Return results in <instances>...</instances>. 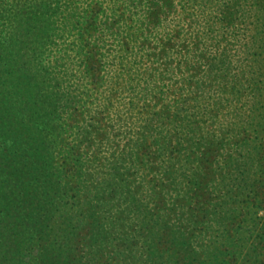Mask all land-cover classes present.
<instances>
[{
    "label": "rangeland",
    "instance_id": "1",
    "mask_svg": "<svg viewBox=\"0 0 264 264\" xmlns=\"http://www.w3.org/2000/svg\"><path fill=\"white\" fill-rule=\"evenodd\" d=\"M134 1L78 0L77 5L84 10L102 7L111 18L125 15L123 26L133 36L128 49L117 36L112 38L104 31L105 23L99 24L97 39L101 52L94 81V74L91 71L88 74L80 65L84 54L82 57L68 47L75 36L64 33L56 37L54 43L57 40L62 50L54 53L45 36L29 29L33 24H40V15L52 12L56 0H0V84L10 87L13 83L11 91L15 92V105L26 116H33L39 124L40 115L47 119L45 131L50 149L56 164L63 169V190L55 193L58 207L52 225L46 231L40 228V205L29 204L23 187H17L20 179L13 184L15 205L7 208V213H0V264H42L44 257L41 254L47 248L56 253L67 248L73 260L79 258L77 246L89 224H80L82 214L87 212L84 206L79 208L81 201L92 198L94 188L101 193L105 187L107 192L99 208L103 207L101 215L108 217V229L115 236L103 247L105 254L94 258L92 264L145 262V250L139 248L135 240L133 242L126 237L130 234L137 236L135 226L143 217V212L132 209L131 191L147 203V208H153L160 217H165L171 227H180L186 239L192 238L194 241L190 243L195 242L201 256L215 254L219 264H257L260 259L264 261V176L263 185L257 188L256 193L243 197L241 210L234 212L228 221L229 227L223 229V233L221 225L218 226L219 231L214 229L215 226L204 231L201 229L206 225L205 220L202 223L191 220L193 201L179 199L185 191L182 187L173 189L165 186L164 193L162 189H155L154 181L164 169L161 159L155 167L154 163H149L153 166L151 169L135 170L130 164L132 160L125 155L131 142L144 131L147 108L162 112L166 108L164 103L179 112V120H182H177V126L180 122L190 124L192 121L188 134L193 142L218 136L226 138L222 149H229L234 141L230 138L231 133L241 131L243 123L241 116L244 113L239 106L244 104L248 112L253 105L260 103L264 106V33H261L264 30V0H235L240 3V12L231 28L218 20L221 17L219 12L228 0H171L161 24L149 33L136 22L138 19H130L128 15L133 13L138 18L151 7L152 0H141L139 6L133 4ZM33 10L38 18L30 19L29 25L28 13ZM100 20L106 22V16L102 14ZM211 28H217V31L210 32ZM91 30L94 28L85 30L84 36ZM144 33H147V45L150 41L155 43V37L160 40L161 36L168 37L169 34L180 41L178 47L168 50L170 61L166 72L165 66L152 63L147 53L140 52L142 49L138 43ZM228 51L231 55L225 68L224 56ZM4 55L12 58L8 69V64L2 61ZM213 59L222 61L225 77L209 84L208 67ZM154 66L157 70L150 75L149 69ZM244 71L247 72L242 75ZM132 76V84L140 90L131 89ZM16 78H20L22 83L18 84ZM232 84L240 90L239 96L231 95L235 91ZM19 86L25 87V93H21ZM157 87L163 89L164 95L163 100L154 106L151 100L159 93ZM151 89L150 95L143 96L144 90ZM243 90L245 94L242 96ZM77 95L79 97L74 98ZM76 100L77 104L69 103ZM262 111L264 113V107ZM255 113V118H250L251 129L256 127L255 121L259 118ZM169 129L174 130L171 126ZM160 130L166 131L160 126L152 134L148 131L147 143H151ZM79 156L86 173L77 176L79 165H75V159ZM20 166L22 164L17 163L15 168ZM1 175L2 190V179L5 176L10 179L12 173ZM158 180L156 186L163 182ZM111 190L114 198L109 194ZM205 214L206 217L210 215L207 211ZM69 216H72L70 226L74 224L76 229L65 226ZM214 238L218 240L216 248L212 241ZM258 241L261 246L256 253L260 259L254 263L251 251ZM71 260L66 264H72Z\"/></svg>",
    "mask_w": 264,
    "mask_h": 264
},
{
    "label": "trees",
    "instance_id": "2",
    "mask_svg": "<svg viewBox=\"0 0 264 264\" xmlns=\"http://www.w3.org/2000/svg\"><path fill=\"white\" fill-rule=\"evenodd\" d=\"M140 1L135 0L133 4L139 6ZM77 3L78 0H56L52 12H49L46 16L40 15V24H33L29 26V29L31 32L40 33L42 37L45 36V41L51 43L48 46L50 45L54 53L57 50H62V46L57 44V40L54 43L56 37L64 33H71L75 36V40L68 47L74 51L76 50L82 57L84 54L83 63L80 65L87 70L88 74L90 71L94 74L93 80L95 81L97 77L95 72L98 69L97 65L99 66L100 63L98 58L101 52L99 39H97L101 28L99 24L105 23L104 31L112 38L117 36L122 45L127 46L128 49L133 43H131L133 36L132 33H127L123 26V16L125 15L119 14L117 18H111L105 8L99 7L84 10ZM170 5L171 0H152L151 7L147 8L141 16L136 18L137 16L133 13L128 16L133 20L138 19L136 22L141 24L143 30L149 33L161 24V18L169 11ZM238 5L240 3L237 1L228 0L222 6L221 12H219L221 17L218 20L225 22L227 28L235 26L234 21L240 12ZM102 14L106 16V22L100 20ZM28 16L30 17H28L27 21L29 25L30 19L35 20L38 18L34 10L30 11ZM215 18L216 15L214 16ZM91 28H94V30L84 36V31ZM216 31L217 28H211L210 32ZM147 33L140 37L141 41L139 40L138 43L139 49H142L140 52L147 53L152 63H159L161 67L165 66L164 72H166L169 69L168 64L170 61L167 58L168 50L178 47L180 41L174 40L169 34L168 37L161 36L160 40L155 37L156 42L150 41L147 45ZM261 33H264V30ZM134 38L138 39L137 36ZM263 46L264 41L262 43ZM4 48H7V46L4 45ZM229 54L230 52L228 51L227 55L224 56L226 59V62H224L225 68L226 63L230 60L229 56L231 54ZM10 57V55L2 57V61L8 64L6 69L9 68V65H12L10 62L12 58ZM221 64V60L216 61L214 59L209 64V84L224 79L222 77H225V70ZM156 70V66L151 70L149 69L150 75H153ZM246 72H242V75ZM16 81L18 84L22 83L20 78H16ZM132 81L133 76L130 79L131 89L140 90L136 84H132ZM258 82L260 83V81ZM12 85L13 83L9 87L0 84V175H5L8 172L12 173L10 179L7 176L2 179L1 186L3 185L4 188L0 189V213H7L8 209L15 205L13 199L16 194L14 195L15 187L13 184L20 179V186L17 185V187L18 189L23 187L22 190L24 189L23 191L29 200V204L40 205V221L42 222L40 228L42 231H46L51 227L58 207L56 206L55 193L63 190L61 185L63 182L61 178L63 169L56 164L53 150L50 149L51 144L45 131L48 124L47 119L42 118L40 115L39 124L33 116L28 117L25 112L18 109L14 102L15 92L13 91L12 93L11 91ZM19 87L21 93H25V87ZM231 87L235 89L234 92H231V95L239 96L240 90L236 89V85L232 84ZM259 87L261 88V86ZM157 90L159 92L158 95H153L151 100L154 106L158 101H161L164 95L161 87H157ZM150 92H152V89L149 91L144 90L143 96L150 95ZM244 94L243 90L241 95L243 96ZM78 97L77 95L74 98ZM76 102L77 100L69 101L71 104H77ZM164 105H166V108L162 112L151 111L149 107L147 108L148 118L145 122L144 131L138 139L136 138L131 142L132 144H130L129 150L125 155L132 160L130 164L134 166L135 170H142L143 167L151 169L153 167L151 165L154 163V167L157 166V162L161 159L164 169L154 181L155 189H162L164 193L165 186H171L173 189L182 187L185 191L182 192L179 199L184 201L189 198L193 201V212L190 213L191 218L193 216L192 222L199 221L202 223L205 220L206 225L201 229L204 231L208 227L211 228L213 226H215V230L219 231L218 226L221 225L220 230L222 232L223 229L226 230L229 227L228 221L235 215L234 212L241 210V205L245 199L243 197H247L251 193L254 195L257 188L263 185L264 158L262 157L264 155V147H262V144H264V113L262 109L264 106L260 103L253 105L249 112L244 104H242L244 106H239L242 113H244L241 116L243 122L240 128L241 131L237 130V132L231 133L230 138H234V141L229 145V149L224 151L222 147L226 144V138L223 137L219 138L216 136L214 139L210 138L209 140L201 138L193 142L191 135L188 134L192 128V121L190 124L180 122L177 126L179 112L171 110L165 103ZM254 112L259 118L257 122L255 121L256 127L251 129L250 127L253 124L250 118L254 116ZM158 126L165 128L166 131L160 130L156 132L151 140L152 142L147 143L146 140L149 138L148 131L152 134L157 130ZM170 126L174 130H170ZM88 140L89 138H86V141ZM80 160L81 156L75 159V165H79L76 171L77 176L79 174L85 175L86 173L83 162ZM17 163L22 164V166L15 168ZM177 177H182V179H177ZM158 179L163 182L156 186L159 183ZM108 181L111 182L110 180ZM124 181L127 183V179ZM179 184H182V186H178ZM85 187L86 184H84L83 188ZM93 191V197L84 198L79 207L84 206L87 210L86 213L82 214L80 224L89 223L86 226L82 240L77 246L80 252L79 258L73 260L74 258H72L67 248L62 253H56L57 251L53 252L52 248H47L41 254L44 257L42 264H66L70 258L73 260H71L72 264H92L94 258H99L105 254L103 247L108 241L113 240L115 236L108 229V217L101 215L103 207L99 208V203L107 192V187L101 193L96 188ZM218 191L220 194H217ZM113 192L111 190L109 193L112 198L115 196ZM131 197L134 203L132 209L143 212V217L138 222L139 225L135 226L137 236H134V234L126 236L127 239L133 240V242L136 241L135 243L139 244V248L145 250L143 252L146 255L145 262L143 261L139 264H219L218 256H215V254L207 255V257L201 256L197 251L199 247L195 242L190 243L193 240L192 238L186 239L185 233L179 230L180 227H171V223L165 217H160L153 208H147V203H143L139 196H136L135 191H131ZM205 203H207L206 208L204 207ZM178 208L182 209L180 206ZM133 210L132 212H134ZM206 211L210 214L208 217H206ZM71 217L66 218L65 226L76 229L74 224L70 226ZM85 217L90 220H84ZM77 226L79 227V225ZM18 239L17 237L16 242ZM212 241L214 246L218 242L216 238ZM260 246L259 241L252 246L251 256L254 263L260 259L256 253ZM135 247H137L136 244ZM147 259L149 260L148 262H146ZM257 264H264V261L260 259Z\"/></svg>",
    "mask_w": 264,
    "mask_h": 264
}]
</instances>
